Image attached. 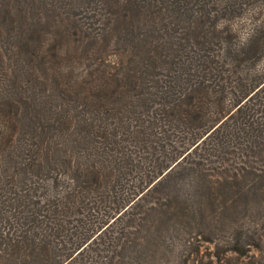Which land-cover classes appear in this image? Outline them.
<instances>
[{
  "label": "trees",
  "instance_id": "16d2710c",
  "mask_svg": "<svg viewBox=\"0 0 264 264\" xmlns=\"http://www.w3.org/2000/svg\"><path fill=\"white\" fill-rule=\"evenodd\" d=\"M255 3L0 0V264H129L218 187L264 213V12L234 24Z\"/></svg>",
  "mask_w": 264,
  "mask_h": 264
},
{
  "label": "rangeland",
  "instance_id": "374dc122",
  "mask_svg": "<svg viewBox=\"0 0 264 264\" xmlns=\"http://www.w3.org/2000/svg\"><path fill=\"white\" fill-rule=\"evenodd\" d=\"M260 6L261 4L255 3L247 13L248 17L234 21V24L240 25L239 32L242 36H245L249 29V14L256 9L264 12V7ZM164 141L168 142L164 139L159 143L160 156L170 153L172 149L171 146L164 144ZM179 193L191 195L193 190L182 187ZM212 193L211 195L217 197L216 200L200 206L203 218L192 216L193 203L191 217H181L179 213L184 203L180 199L172 200L171 205L174 209L171 220L161 224L160 235L156 234L155 237L151 233H144L145 237L142 236L143 233L138 235L136 240L141 243L138 251H141L134 252L129 264H264V220H261L264 213L257 214L243 208L246 203H252L254 200L261 203L262 196L256 193H253L254 198L249 195H238L234 205L225 207L221 202V195L231 200L233 194L219 187L213 189ZM240 229L243 234L237 237ZM245 230L248 232L246 236ZM251 233L262 239L261 247L259 249L249 247L246 251L243 248L244 241H249L247 235ZM235 247L239 250L236 251ZM137 254H140L138 259Z\"/></svg>",
  "mask_w": 264,
  "mask_h": 264
}]
</instances>
